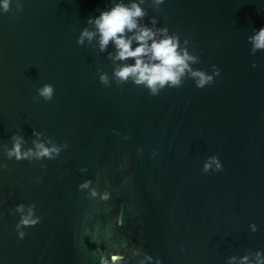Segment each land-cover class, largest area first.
<instances>
[{
    "label": "water",
    "instance_id": "95a60500",
    "mask_svg": "<svg viewBox=\"0 0 264 264\" xmlns=\"http://www.w3.org/2000/svg\"><path fill=\"white\" fill-rule=\"evenodd\" d=\"M112 3L12 0L0 14V162L8 165L0 170V264H99L113 252L124 260L112 264H139L145 253L162 264H228L232 256L239 264L245 255L255 264L264 252V51L250 54L249 37L264 27V0L159 8L145 0V22L155 16L189 39L200 57L193 69H220L202 89L186 72L181 87L158 96L116 80L114 70L133 61L113 60L111 42L105 51L96 38L77 44L82 28L94 29L88 18ZM45 83L55 89L50 101L37 96ZM33 129L46 145L68 148L54 160H8L13 133L31 147ZM210 155L222 172H202ZM86 179L93 184L78 191ZM92 188L111 191V200L91 197ZM20 203H34L41 217L23 239Z\"/></svg>",
    "mask_w": 264,
    "mask_h": 264
},
{
    "label": "clouds",
    "instance_id": "9594fccd",
    "mask_svg": "<svg viewBox=\"0 0 264 264\" xmlns=\"http://www.w3.org/2000/svg\"><path fill=\"white\" fill-rule=\"evenodd\" d=\"M166 0H154L157 8L164 5ZM145 0H113L111 7L101 10L98 15L91 16L87 22L94 25L93 30L84 27L77 38V44L82 45L87 39L92 41L96 38L100 51H105L111 42L115 48V54H109L115 61H133V63H122L113 72L117 81L127 83L129 80L136 86H142L148 90L149 95L158 96L165 88H179L184 83V76L187 73L195 83L196 88H204L212 84L216 77L220 75V69L213 64L211 72L204 69H193L192 64L200 61V57L189 51V39L181 40L178 33L171 32L168 27H158V20L155 16L150 17L147 22L148 12L143 7ZM12 0H0V14L10 10ZM22 5H17V10H21ZM252 44L250 54H255L258 50L264 51V27L256 29L254 34L249 37ZM135 45V47H133ZM252 67L256 64L253 62ZM109 78L107 74L100 75V83L107 85ZM37 96L44 101L52 100L54 96V86L45 83L37 90ZM36 99V97H34ZM113 134L117 135L115 129ZM35 139L32 140V146L27 147L25 138L22 134L13 133L10 137L11 147L6 149L8 160L13 158L16 161H43L54 160L58 158L62 151L68 148L67 142L62 146H57L51 141L46 145L41 139V133L36 129L32 132ZM124 140L130 139L129 136H123ZM143 148L138 147L137 153H143ZM152 158L158 156V150L154 149L151 153ZM46 167V165H41ZM8 167L7 163L0 162V170ZM86 169L81 168L83 172ZM223 171V164L218 155H210L206 158L202 166L204 174L217 173ZM125 177L122 183L126 182ZM40 177H36V183H39ZM93 181L91 179L83 180L78 185V191L89 189ZM91 197H99V202H108L112 198V192L106 190L98 192L95 188L91 189ZM14 212L19 215V220L15 225V231L19 239L26 236L24 231L27 227L36 226L41 222V217L36 215V205L34 203L25 205L17 204ZM123 215V210L119 214ZM253 231H257L255 223L250 224ZM136 255H141L137 251ZM122 255L113 252L110 256L103 255L99 257V264H112L113 261H123ZM237 260L236 256L230 257L228 264H233ZM162 264L159 258H154L150 254H143V259L139 264ZM239 264H250L249 256L240 258ZM255 264H264V252L257 250L255 253Z\"/></svg>",
    "mask_w": 264,
    "mask_h": 264
}]
</instances>
